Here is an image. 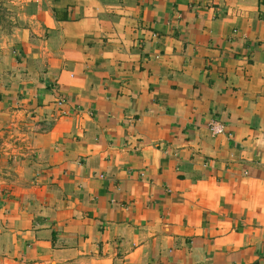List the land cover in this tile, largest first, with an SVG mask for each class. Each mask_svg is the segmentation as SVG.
I'll use <instances>...</instances> for the list:
<instances>
[{
    "label": "crops",
    "instance_id": "crops-1",
    "mask_svg": "<svg viewBox=\"0 0 264 264\" xmlns=\"http://www.w3.org/2000/svg\"><path fill=\"white\" fill-rule=\"evenodd\" d=\"M23 2L0 264H264V0Z\"/></svg>",
    "mask_w": 264,
    "mask_h": 264
},
{
    "label": "rangeland",
    "instance_id": "rangeland-1",
    "mask_svg": "<svg viewBox=\"0 0 264 264\" xmlns=\"http://www.w3.org/2000/svg\"><path fill=\"white\" fill-rule=\"evenodd\" d=\"M23 1L0 0V48L13 32L23 25ZM3 120L0 117V192L12 179V156L18 151L19 143L23 144L17 134L20 130L26 132L27 128L24 122L20 126L13 123L11 118L6 119V123H3Z\"/></svg>",
    "mask_w": 264,
    "mask_h": 264
},
{
    "label": "built area",
    "instance_id": "built-area-1",
    "mask_svg": "<svg viewBox=\"0 0 264 264\" xmlns=\"http://www.w3.org/2000/svg\"><path fill=\"white\" fill-rule=\"evenodd\" d=\"M210 129L214 134H218L221 132V126L216 125V124H211Z\"/></svg>",
    "mask_w": 264,
    "mask_h": 264
}]
</instances>
